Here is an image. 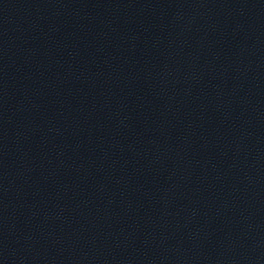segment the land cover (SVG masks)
I'll return each instance as SVG.
<instances>
[{
    "label": "water",
    "instance_id": "1",
    "mask_svg": "<svg viewBox=\"0 0 264 264\" xmlns=\"http://www.w3.org/2000/svg\"><path fill=\"white\" fill-rule=\"evenodd\" d=\"M0 264H264V0H0Z\"/></svg>",
    "mask_w": 264,
    "mask_h": 264
}]
</instances>
